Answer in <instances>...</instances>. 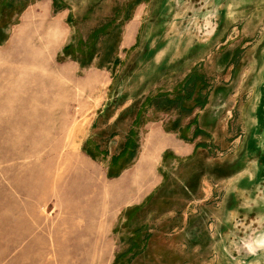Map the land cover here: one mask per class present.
<instances>
[{"label": "rangeland", "instance_id": "1", "mask_svg": "<svg viewBox=\"0 0 264 264\" xmlns=\"http://www.w3.org/2000/svg\"><path fill=\"white\" fill-rule=\"evenodd\" d=\"M211 1L216 40L214 31H192L207 23L200 10L208 0H0V264H264L246 253L264 226V196L244 184L249 212L240 219L231 212L241 205L227 212L220 187L238 174L253 128L264 0ZM247 34L248 74L232 72L229 52L225 62L194 66L205 52L194 39H213L212 61ZM240 78L248 121L234 137L238 122L232 128L228 119L240 104ZM210 98L217 110L208 114ZM155 121L170 132L183 125L186 140L199 137L198 149L186 161L166 156L162 163V147L146 145L136 172L150 176L157 163L167 186L132 221L131 257L130 227L113 197L124 184L109 187L135 165L132 152ZM199 125L210 137L192 134ZM206 177L220 187L215 201H205ZM192 201L202 207L189 220ZM168 210L174 213L159 217ZM141 225L156 230L135 231Z\"/></svg>", "mask_w": 264, "mask_h": 264}, {"label": "crops", "instance_id": "2", "mask_svg": "<svg viewBox=\"0 0 264 264\" xmlns=\"http://www.w3.org/2000/svg\"><path fill=\"white\" fill-rule=\"evenodd\" d=\"M214 2H212L211 0H208V6L207 7H203L200 10V15L204 14L206 15L207 18V23L204 24V26H198L197 29H195L193 27L192 31H200V32H211L214 31V40H216V36H217V29L215 28L216 24H212L211 23V18H214L215 15L217 14V8L215 5H213ZM242 10V8H241ZM231 13V11H230ZM233 13V12H232ZM247 15V12H245ZM229 15V11L228 9H226V11L224 10L223 15ZM64 12H60L59 14H57L58 18V23L61 21H63L64 17ZM247 21V20H246ZM245 21V22H246ZM132 25L135 26V30L137 29V25L138 22L136 19H134L132 21ZM259 27L256 30H259ZM131 30V29H130ZM230 30V28H229ZM129 32V31H128ZM130 33H126L124 36V44H128L130 42V44L133 42L134 38H132L133 36L129 35ZM216 34V35H215ZM63 36V35H62ZM249 35L247 34L246 36L242 37V40H240V43H237L236 45H233L232 47L230 45L228 48V51L226 50V48L224 49V53L219 54V57H217V54H214V59L211 61L212 58V53L215 51L216 45L215 43H213V39L212 41H203V40H198V39H194L193 40V44L192 46L195 47H199L202 49H205L204 55L203 57H200L197 60H194V66L196 64H201V63H205L206 64H218V63H222L225 62L223 61V59H226L224 57V54H228L231 55L230 60H228V64H236L235 67H233V73H239L242 77V75L246 72L248 74V69L252 68L250 65V57L249 54L245 55L248 51L249 48H246L245 46L249 44ZM227 45L226 43L224 44V46ZM258 55L256 58L259 59V63L262 65L261 70L260 68H258L256 70L257 74H258V79H259V83L257 85V92L256 96H255V100H254V105L251 106L252 108L251 110V115H252V123H253V128L255 127H264V34L262 35L261 41L260 43H258ZM240 53L239 57H237L235 54ZM221 57V58H220ZM220 58V59H219ZM236 58V59H235ZM219 59V61H218ZM222 59V60H221ZM210 69V68H209ZM259 70V71H258ZM223 72H227V68L225 67ZM250 74V73H249ZM211 75L212 73H210V77H207L208 79L211 80ZM241 79V78H240ZM247 79H250V75H248ZM241 84H242V91H241V99H240V104L238 105L237 103L235 105H232L230 112H233L235 114V116L230 115L228 121L231 120V125L232 128L234 127V123L235 125H238L234 127V137L236 136H242V128H243V121H248V119H245V112L247 111V101L246 103L243 104V99H247L248 96V92H247V88H245V84L241 79ZM244 85V86H243ZM213 97V94L210 96ZM212 105V106H211ZM208 114L214 112L215 110H217V107L213 105V103H211V98H210V102L207 105L206 109H205ZM221 120V119H220ZM240 122V124H239ZM200 124V122H199ZM245 126V124H244ZM247 126V124H246ZM179 127V125L177 126ZM178 129V128H177ZM199 129L198 132H203L204 134H207L208 136L210 135L209 131H206L203 127L199 126H195L192 128V134L194 135L195 131ZM185 127H183V125L180 126V128L175 131V132H170V130L166 129V125L165 122L163 121H155V122H148L145 126V130L143 131L142 135H143V139H141V142H143V147L141 149L138 150H134L132 152V159L133 161H135V165L134 162H132V169H128V170H124L116 179H114V183L113 185H111L109 187V190L114 187L116 184L119 183H123L124 186L122 188V193L119 194V196H113L115 197L120 203L118 205V207H120V212H119V221L121 222V224H123V226L125 225V229H127V227L129 228V232H130V240H131V244L129 246V252L128 255H130L132 257V221H135V216L139 215V212L143 211V210H147L148 207L153 203V201L159 197V193H161L164 188L167 186L166 184H164V176H160L159 173L156 174V172H154L155 166L152 168V174L150 176H143L139 173L136 172L137 170V166L140 162V160H142L143 154L145 152V147L148 143H150V150L152 151L153 149H159L160 147H162V149L160 150V154H159V159H161L162 163L164 162V158L166 156H173L175 158L181 159V160H188L190 159L196 152L197 148V142L199 140L193 141V138L191 140H186V138H184V136L182 134L185 133ZM173 131V130H172ZM251 135H249V137L247 138V140L244 143V151L242 154H240L239 159L244 160L245 162L242 164L241 169L239 170L238 174L234 177V178H226L228 180H224L222 182V184H220V187H223V191L225 192V204H224V208L225 210L228 212H231L232 209L236 206H240L242 208H245L246 206H249V200H248V192L247 190L244 189L243 185L244 184H248L249 182H255L256 180H258V175L260 174V169H261V162L262 160H264V135L260 136L259 138H256V140H252L251 141ZM210 137V136H209ZM255 143L257 145H259V148H263V156H256V158H254L255 160L250 161L249 159V155H248V145L249 143ZM197 148V149H196ZM145 157H150L148 154ZM253 159V158H252ZM158 162V161H157ZM134 165V166H133ZM253 167L254 170L253 172L255 173V176H250L249 172L247 171L249 169V167ZM231 178V179H230ZM205 179V178H204ZM214 181L209 178L206 177V179L204 180L203 184H202V192L203 195L205 197V201H210V200H216L217 199V192H218V187L216 184H213ZM216 182V181H215ZM100 188V185H98ZM260 186V185H259ZM261 189V187H260ZM221 190V189H220ZM222 191V190H221ZM259 198H261V194L262 192L258 191ZM264 196V195H263ZM104 198V197H103ZM160 198V197H159ZM233 198H236L235 202L233 201ZM232 202H234L235 206L232 208ZM244 203V207L243 204ZM202 203L200 201H192L189 208H190V215H189V220L190 219H194L198 214L199 210H201V205ZM210 204V202H209ZM216 204V203H214ZM100 206H104V199L98 203V208ZM240 207V208H241ZM215 208V207H214ZM198 210V211H197ZM174 213L172 210H168L167 212H163L160 214L159 217H164L167 214H171ZM233 213V212H231ZM231 215V219H232ZM233 221H231L232 223ZM264 222V221H263ZM262 222V223H263ZM145 226V227H144ZM142 228H144L142 230L145 231V233H152L153 230H156V227L154 226H146V225H141L137 230L135 231H139ZM128 230V229H127ZM134 232V231H133ZM143 240V237L142 239ZM139 245H141L140 247H144L142 249L145 250L146 246L142 245L141 242H138V245L135 244V247H139ZM135 248V249H137ZM143 250V251H144ZM147 252V250H146ZM145 252V253H146ZM142 253V252H141ZM140 253V254H141ZM121 254V253H120ZM134 255H137V251L133 253ZM116 255H119V253H117ZM257 258H262L264 260V247H260L257 251ZM114 264H117V262H115ZM120 264V263H119Z\"/></svg>", "mask_w": 264, "mask_h": 264}, {"label": "water", "instance_id": "3", "mask_svg": "<svg viewBox=\"0 0 264 264\" xmlns=\"http://www.w3.org/2000/svg\"><path fill=\"white\" fill-rule=\"evenodd\" d=\"M263 135H264V127H255L251 131V136H250L251 137V141L252 140H256V138H259L260 136H263ZM248 155H249L250 161H253V160H255L254 158H256V156H263V148H259V145L250 142L249 145H248ZM244 160H246V159H243L240 162V159H239V169L238 170L241 169L242 164L245 162ZM247 185H251L252 187L254 186V189H255V186H256V189H255L256 196L260 195V194H258V191H261L262 195H264V160H262V162H261V169H260V174L258 175V180H256L255 182H249ZM260 187H261V189H260ZM245 190H247L248 194L250 195V193L248 191L249 188L247 187V189H245ZM235 200H236V198H233L234 202H235ZM248 200H249V196H248ZM234 202H232V208L235 206ZM259 206L264 208V202L261 201L259 203ZM238 207L239 206H237V207L235 206L233 209L235 210ZM237 211L238 212H233V211L232 212L233 213H238L239 216H241L240 219L243 217L242 216L243 213L246 214L247 212H249V210H245V209L240 208V207H239V210H237ZM234 222L235 221L233 220L232 223L234 224ZM263 224H264V222H263ZM253 240L254 239H252V242H251L252 250H250V247L247 245L246 248H249V250L246 249V253L250 254V255H253V256H256L258 249L260 247H264V226L262 228V232L260 233V236L256 239L257 243H255L256 241L254 240L255 241L254 242Z\"/></svg>", "mask_w": 264, "mask_h": 264}, {"label": "trees", "instance_id": "4", "mask_svg": "<svg viewBox=\"0 0 264 264\" xmlns=\"http://www.w3.org/2000/svg\"><path fill=\"white\" fill-rule=\"evenodd\" d=\"M67 50H68V48H66V51H67ZM187 80H188V79L186 78V81H187ZM188 82H189V81H188ZM188 82H187V83H188ZM191 84H192V82H189V83H188V87H187V89H189V87H190ZM189 96H191V94H190ZM110 176H112V175L110 174ZM114 177H115V176H114Z\"/></svg>", "mask_w": 264, "mask_h": 264}, {"label": "bare ground", "instance_id": "5", "mask_svg": "<svg viewBox=\"0 0 264 264\" xmlns=\"http://www.w3.org/2000/svg\"><path fill=\"white\" fill-rule=\"evenodd\" d=\"M247 245L251 248V246L249 245V243H247Z\"/></svg>", "mask_w": 264, "mask_h": 264}]
</instances>
